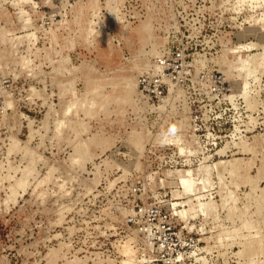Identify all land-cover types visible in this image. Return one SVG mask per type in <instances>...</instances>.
Wrapping results in <instances>:
<instances>
[{
  "label": "rangeland",
  "instance_id": "rangeland-1",
  "mask_svg": "<svg viewBox=\"0 0 264 264\" xmlns=\"http://www.w3.org/2000/svg\"><path fill=\"white\" fill-rule=\"evenodd\" d=\"M0 264H264V0H0Z\"/></svg>",
  "mask_w": 264,
  "mask_h": 264
},
{
  "label": "bare ground",
  "instance_id": "bare-ground-1",
  "mask_svg": "<svg viewBox=\"0 0 264 264\" xmlns=\"http://www.w3.org/2000/svg\"><path fill=\"white\" fill-rule=\"evenodd\" d=\"M224 150V148H223ZM220 152V151H219ZM234 167V166H233ZM180 183H181V186L183 187V190L185 192H188V191H191L193 188H192V181L190 179V177L187 176V174H184V175H181L180 176ZM257 208V207H256ZM260 210V209H258ZM247 249V248H246ZM129 253V252H128ZM133 253V252H132ZM129 255V254H128ZM132 257V256H131Z\"/></svg>",
  "mask_w": 264,
  "mask_h": 264
},
{
  "label": "built area",
  "instance_id": "built-area-1",
  "mask_svg": "<svg viewBox=\"0 0 264 264\" xmlns=\"http://www.w3.org/2000/svg\"><path fill=\"white\" fill-rule=\"evenodd\" d=\"M176 53H178V50L176 51ZM140 85H145V79H142V80H140Z\"/></svg>",
  "mask_w": 264,
  "mask_h": 264
}]
</instances>
